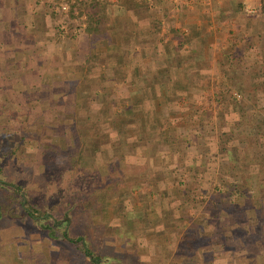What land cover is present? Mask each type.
<instances>
[{
    "label": "rangeland",
    "instance_id": "rangeland-1",
    "mask_svg": "<svg viewBox=\"0 0 264 264\" xmlns=\"http://www.w3.org/2000/svg\"><path fill=\"white\" fill-rule=\"evenodd\" d=\"M224 2L231 16L225 13L218 21ZM141 16L151 19L153 44L163 27L173 28L180 37H197L193 47L209 60L189 71L190 97L196 95L197 103H189V96L171 103V114L183 117L167 132L166 140L173 141L168 150L156 135L148 141L151 132L142 134V144L117 139L125 129L122 122L131 118L121 107L128 96L120 85L97 95L99 83L109 84L96 82L86 95L76 96L66 81L55 89L60 102L53 103L42 94L46 77L37 78L19 63L25 56L44 57L43 68H61L68 78L87 57L90 72L117 77L106 60L116 66L118 58L138 51L141 60L157 56L146 50L148 42L133 52L132 40L122 41ZM195 24L203 28L204 43ZM0 42L1 179L25 192L21 205L43 218L51 215L35 223L16 203L8 209L0 190L6 212L0 219V264H90L61 239V229L52 236L44 227L65 215L64 232L82 237L104 264H264V206L255 198L234 205L220 189L230 174L227 149H240L219 133L238 130L241 121L248 131L264 122V96L247 97L253 83L264 78V0H0ZM98 58L104 60L102 69ZM151 64L119 67L127 73L141 67L147 76ZM82 83L76 82L78 91L84 90ZM161 91L153 82L144 97ZM159 100L161 113H167L168 102ZM231 101L239 102L230 108ZM141 106L155 118L157 111ZM142 108L140 116L147 112ZM90 112L93 120L85 125ZM108 120L113 129L106 128ZM48 148L58 152L51 166L42 160ZM253 161L246 159L250 167Z\"/></svg>",
    "mask_w": 264,
    "mask_h": 264
},
{
    "label": "crops",
    "instance_id": "crops-1",
    "mask_svg": "<svg viewBox=\"0 0 264 264\" xmlns=\"http://www.w3.org/2000/svg\"><path fill=\"white\" fill-rule=\"evenodd\" d=\"M223 6H218L217 9V16H218V21L222 19L221 16L226 13V15L231 16L228 10L225 8V2L222 3ZM227 4V3H226ZM190 7H187V13H190L189 11ZM233 13V12H232ZM234 14V13H233ZM133 33L129 37L123 36L122 41L127 42L126 40H132L133 43V52L135 51L134 49L138 48H144L145 46L143 44H146L148 42V45L145 47L146 50H153L156 52L157 56H148V58L151 59H142L137 57L138 53H136L132 58H128V56L121 57L117 59V65L112 66V62L109 60H106V63H111L109 66L110 70L113 71L117 75V77H114L113 75L107 74L105 72H102L101 70H97L96 72H90L88 69V66H86L87 62V57H83L82 61L77 63L73 67V70H70L68 78L62 76L61 68H59L57 71H53L51 69H45L43 68L42 64L45 62V58L43 57L42 60L34 57V56H25L23 57L19 63H21V69H24L26 67V70L28 72H34V76H37L42 79L43 75L46 77V83L41 85L44 87V90L42 94L45 95L48 94L49 96H52V102L54 101L60 102V100H57V97L59 98L61 95L60 90L55 92V89H59L61 86V83H64L67 81L70 87L73 88L74 91H72L69 94H84L86 95L88 93V89L90 88L92 83L96 82H104L105 84H109L108 88L105 87V85H102L99 83L95 90V94L97 95H103L104 90L107 89L108 94L110 92L108 91L109 87L110 90L113 89V87L119 86L123 87L126 90V95L128 98H125L123 101L120 100L121 107H123L125 110L128 112H131V118L128 122L121 124L125 129L122 130L121 133L117 136V139L120 140L122 137H124L123 142L125 143L126 141H132L133 143L137 142L138 144H142L145 141L142 140V134L144 132L146 133L145 135L148 137L147 132H151L148 137V141L151 142V139H149L151 136L156 135V138H158V142L160 144H165L166 149H170V147L173 145V141L169 138V140H166L168 137V131H172L174 127H172V122L175 123L177 122L180 118H182V114H171L172 112V105L171 103L176 101H179L181 97L183 96H189V103L196 104L197 103V97L195 95L194 99H191V93L192 91L190 90V85H189V71L194 67L196 68V64H202L199 62H207L209 61L208 59L204 58L205 52L202 51L201 49H195L193 46H195L197 37H180L177 34L173 33V28L165 30V27L160 30V34L162 35V38L158 40L157 43L153 44L152 41H154V36L151 34L152 32V22L151 19L147 17L141 16L136 18L135 22L133 23ZM194 30L196 31L198 28L201 30L200 37L202 38V43L204 38L203 34V28L201 29V24L200 26H197L196 24L192 26ZM141 32L143 35L146 34L145 36H141L138 32ZM176 30H174L175 32ZM253 32V31H252ZM166 33V34H165ZM165 37V39H163ZM209 37V35H207ZM184 38V39H183ZM126 39V40H125ZM185 42L183 43V41ZM1 43V42H0ZM130 42H128L129 45ZM207 44V42H206ZM1 45V44H0ZM128 53V51H127ZM141 54V53H139ZM143 55V54H142ZM54 58L56 56L51 55ZM99 65L98 68L102 69L104 67L103 63L104 60L97 59ZM147 63L153 65V68L149 70L147 73L148 75L145 76L142 74V68L137 67V71H129L128 73L125 72L126 69L124 68L123 71H120V63L125 64L127 63ZM89 62V60H88ZM25 63V64H24ZM101 63V64H100ZM208 63V62H207ZM29 64H35V68L32 67ZM116 67V68H115ZM40 69V70H39ZM57 69V68H56ZM89 71V72H86ZM38 72V73H35ZM50 74V75H49ZM106 75H108L106 77ZM150 79H152V82H146ZM78 80L84 81V83L79 84L78 86H82L81 88H84V90L78 91L76 82ZM160 84L162 87L161 93L159 95H156L155 98L147 99L144 97V94H147L146 91L151 87L152 83ZM38 83V82H37ZM46 88L48 91H46ZM53 89V91H52ZM56 95V96H55ZM56 98H55V97ZM162 96V99L168 103H166L167 106H163L164 109H166L170 114L167 113H161V107L159 103L162 102L160 101V97ZM153 101V102H152ZM159 102V103H158ZM184 102V101H183ZM123 103V104H122ZM147 103L148 106L150 107V111H157L158 113L155 114V118L151 116V113L147 111L146 109L142 108L141 104ZM152 103V104H151ZM158 103V104H157ZM180 103V102H179ZM182 103V100H181ZM188 103V104H189ZM164 104V103H162ZM91 107V105L89 106ZM140 107L143 109V111H147L149 115H147V112L143 115H139V111H142ZM166 107V108H165ZM118 110V109H117ZM85 111V109H84ZM90 114V115H89ZM88 120L87 116L84 120V124L88 123L92 119V114L91 112L88 113ZM175 115V116H174ZM145 117H148L146 120H144ZM99 119L100 117H96L95 120ZM119 118V117H118ZM93 120V119H92ZM88 121V122H87ZM86 125V124H85ZM92 123L89 125L91 126ZM88 126V127H89ZM113 122L112 120L107 121L106 128H112ZM105 127V126H104ZM156 130V132H155ZM111 133V130H109ZM113 134V133H112ZM110 135V134H109ZM117 135V134H115ZM130 135L132 137H130ZM126 137H129L125 140ZM125 140V141H124ZM158 144V143H157ZM164 146V147H165ZM144 146L142 147V149ZM142 154H137V158H140Z\"/></svg>",
    "mask_w": 264,
    "mask_h": 264
},
{
    "label": "trees",
    "instance_id": "trees-1",
    "mask_svg": "<svg viewBox=\"0 0 264 264\" xmlns=\"http://www.w3.org/2000/svg\"><path fill=\"white\" fill-rule=\"evenodd\" d=\"M82 4L84 3L80 2V5ZM98 30V28H92V33L93 31ZM262 67L264 68V64L262 65ZM240 83L243 82L241 81ZM238 87L240 88V90H243L241 85H239ZM252 87V94H249L247 96L248 98L250 97L252 100H254L257 97L258 93H261L264 96V78L257 79L256 82L253 83ZM237 102L239 101L229 102V104L232 105V107L230 106V108H234V106H236V104L234 105V103ZM228 120L229 118H226V116L222 118V121L227 122ZM242 125L243 121H241L240 125L237 126L240 127L238 128V130L232 129L228 132L219 130L221 136L226 137V140L236 142L237 147H239L240 149H227V162L228 166L230 165L228 169L230 174L228 175L229 177L224 180L225 182L224 184H222V188L220 187V189H224V194L230 197L231 203H233L234 205L239 204V201L241 200L255 198L259 202V204H261V206H264V122L262 123V120L257 121V123L250 126V131L241 127ZM53 153L56 155L58 154L57 151L53 152L50 150V148H48V153H45L42 157V160H44L47 166H51L52 162H54ZM72 155L73 154L68 153L69 158H71ZM249 157L254 160L253 164L251 165L252 168L246 162V159ZM239 161H241L242 163L239 165L240 168H237L236 163ZM186 184L187 183H185V185ZM2 189H4L3 196L6 195L5 197L8 204V209L13 208L16 203L17 209L19 211L23 212L27 218L38 224L51 219V215L45 216V218H43L45 214L38 216L37 210L33 207H30L28 204H26L25 206L21 205L23 193L25 195V192H23L19 186L3 182L1 179L0 169V190ZM2 200L3 197L0 195V219H3L6 214V212L3 211L4 206ZM260 213L261 210L259 214ZM68 222L69 218L67 215H65L61 220L52 223L51 227H44L49 230L52 236L54 235L56 230L61 229V239L64 240V242H66L67 244L73 246L81 255L88 258L90 264H104L101 260V257L95 254V252L87 246L85 240L82 237L79 236L76 238H70L68 234L64 232V227L66 224H68Z\"/></svg>",
    "mask_w": 264,
    "mask_h": 264
}]
</instances>
